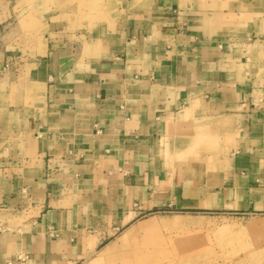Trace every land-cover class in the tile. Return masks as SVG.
Instances as JSON below:
<instances>
[{"label":"crops","instance_id":"1","mask_svg":"<svg viewBox=\"0 0 264 264\" xmlns=\"http://www.w3.org/2000/svg\"><path fill=\"white\" fill-rule=\"evenodd\" d=\"M113 11L84 32L54 26L34 57L0 51V264L86 260L186 183L169 156L191 122L232 137L237 201L264 202V10Z\"/></svg>","mask_w":264,"mask_h":264},{"label":"rangeland","instance_id":"2","mask_svg":"<svg viewBox=\"0 0 264 264\" xmlns=\"http://www.w3.org/2000/svg\"><path fill=\"white\" fill-rule=\"evenodd\" d=\"M216 1L223 8H237L239 19L252 9L264 10V0ZM149 2L13 0L11 8L0 7V51L34 57L43 53L46 35L54 26L64 34L84 32L96 28L118 5ZM193 124L183 129L191 135L181 136L179 149L169 156L173 164L184 166L172 171L182 174L188 185L173 184L167 199L150 203L151 207L143 203L135 215L125 216L119 230L110 231L92 255L76 264H264V202L256 200L257 205L242 197L237 201L238 179L229 167L232 137L218 136L208 124ZM114 221L112 216L104 218L105 223Z\"/></svg>","mask_w":264,"mask_h":264}]
</instances>
